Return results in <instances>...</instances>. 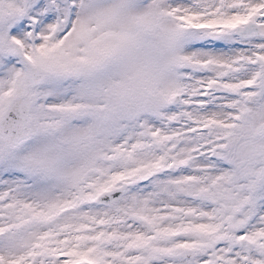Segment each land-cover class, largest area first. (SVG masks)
Returning a JSON list of instances; mask_svg holds the SVG:
<instances>
[{
	"label": "snow or ice",
	"instance_id": "snow-or-ice-1",
	"mask_svg": "<svg viewBox=\"0 0 264 264\" xmlns=\"http://www.w3.org/2000/svg\"><path fill=\"white\" fill-rule=\"evenodd\" d=\"M0 264H264V0H0Z\"/></svg>",
	"mask_w": 264,
	"mask_h": 264
}]
</instances>
